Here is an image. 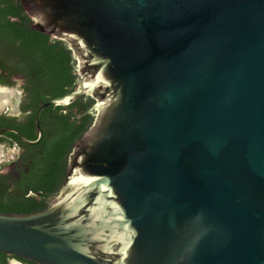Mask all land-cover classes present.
I'll return each instance as SVG.
<instances>
[{"label": "water", "instance_id": "95a60500", "mask_svg": "<svg viewBox=\"0 0 264 264\" xmlns=\"http://www.w3.org/2000/svg\"><path fill=\"white\" fill-rule=\"evenodd\" d=\"M94 98L50 204L0 211L37 264H264V0H20ZM3 93L0 91V94ZM0 105H4L0 103Z\"/></svg>", "mask_w": 264, "mask_h": 264}, {"label": "trees", "instance_id": "16d2710c", "mask_svg": "<svg viewBox=\"0 0 264 264\" xmlns=\"http://www.w3.org/2000/svg\"><path fill=\"white\" fill-rule=\"evenodd\" d=\"M30 17L20 0H0V83L11 84L12 76L24 77L25 98L21 117L1 115L0 128L11 126L34 140L35 112L51 98L70 92L76 85V59L63 40L30 26ZM94 98L81 95L68 105H50L40 116L43 135L28 145L13 132L0 138L18 153L9 162L8 171L0 170V211L30 213L46 208L58 193L68 164L72 145L87 131L94 113ZM2 165H5L3 163ZM1 167V166H0ZM7 254L0 252V264H10ZM29 264H37L26 260Z\"/></svg>", "mask_w": 264, "mask_h": 264}, {"label": "rangeland", "instance_id": "374dc122", "mask_svg": "<svg viewBox=\"0 0 264 264\" xmlns=\"http://www.w3.org/2000/svg\"><path fill=\"white\" fill-rule=\"evenodd\" d=\"M2 75V71L0 68V76ZM22 84L23 79L18 76H12V83L11 84H4L0 83V91L4 88H6L5 95L8 98V102H6L4 105H0V113L3 112H9L11 114H18V108H19V101L21 99V96H23L22 92ZM18 153V148L15 145H12L10 147L6 146L3 143H0V170L2 172L8 171L11 168V165L9 162L15 158V156ZM5 163V165H2ZM14 261H12L13 263Z\"/></svg>", "mask_w": 264, "mask_h": 264}, {"label": "flooded vegetation", "instance_id": "af4514ba", "mask_svg": "<svg viewBox=\"0 0 264 264\" xmlns=\"http://www.w3.org/2000/svg\"><path fill=\"white\" fill-rule=\"evenodd\" d=\"M30 26H31V21H30ZM50 38L51 39H55V38H53V37H51L50 36ZM55 40H58V39H55ZM64 42V41H63ZM0 68H1V71H2V73H3V70H2V67L0 66ZM16 75H18V76H20L22 79H23V83H24V81H25V79H24V77H22L20 74H16ZM22 86H23V84H22ZM4 89H6V88H4ZM22 89V92H23V96H21V99H20V103H19V108H18V111H19V113L16 115V114H11V113H9V112H3V113H0V116L1 115H8V116H15V117H21V116H24V115H27L28 113H29V111H25V112H23L22 111V108H21V106H22V103H23V101H24V98H25V92H24V90H23V88H21ZM5 92H6V90H5ZM4 98H6V100H8V98H7V96L6 97H3V100L2 99H0V103H2V102H4L5 100H4ZM7 102V101H6ZM5 102V103H6ZM4 103V104H5ZM7 127H11V126H7ZM4 128V127H3ZM1 129V128H0ZM4 133H6V132H3V133H0V138H6V136L4 135ZM0 143H3V144H5L6 145V143L3 141V142H0ZM7 146V145H6ZM8 257L7 258H9V261H10V264H29L27 261H26V259H23V258H20V257H13V256H9V255H7ZM12 261H14L13 263H12Z\"/></svg>", "mask_w": 264, "mask_h": 264}, {"label": "bare ground", "instance_id": "6f19581e", "mask_svg": "<svg viewBox=\"0 0 264 264\" xmlns=\"http://www.w3.org/2000/svg\"><path fill=\"white\" fill-rule=\"evenodd\" d=\"M1 91H2L3 93L0 94V99L3 100V97H6V95H5L6 92H5V89H2ZM4 100H5V101L2 102V104H4L6 101L8 102V100H6V98H4Z\"/></svg>", "mask_w": 264, "mask_h": 264}]
</instances>
